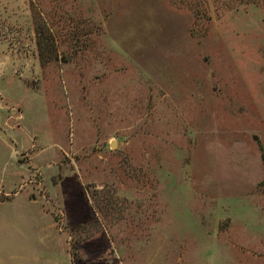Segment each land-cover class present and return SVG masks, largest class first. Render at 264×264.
<instances>
[{"label":"rangeland","instance_id":"rangeland-1","mask_svg":"<svg viewBox=\"0 0 264 264\" xmlns=\"http://www.w3.org/2000/svg\"><path fill=\"white\" fill-rule=\"evenodd\" d=\"M0 264H264V0H0Z\"/></svg>","mask_w":264,"mask_h":264},{"label":"trees","instance_id":"trees-1","mask_svg":"<svg viewBox=\"0 0 264 264\" xmlns=\"http://www.w3.org/2000/svg\"><path fill=\"white\" fill-rule=\"evenodd\" d=\"M38 35H39V34H38ZM38 37H40V35H39ZM38 47H43L44 51L47 50V52H46V56H47V55H50V52H53V51H52V47L49 45L48 42L45 41V39L39 40ZM46 56H45V58H46ZM48 57H49V56H47V58H48ZM45 58H42L41 61H43Z\"/></svg>","mask_w":264,"mask_h":264}]
</instances>
